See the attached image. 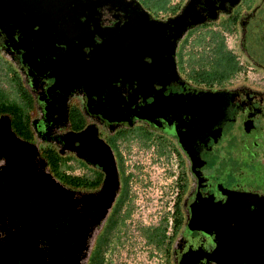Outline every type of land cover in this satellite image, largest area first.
<instances>
[{
  "label": "flooded vegetation",
  "instance_id": "1",
  "mask_svg": "<svg viewBox=\"0 0 264 264\" xmlns=\"http://www.w3.org/2000/svg\"><path fill=\"white\" fill-rule=\"evenodd\" d=\"M75 1H56L49 19L57 27L45 34L30 7L0 9V51L45 143L0 110V264H96L111 217H123L125 238L110 264H131L134 232L156 264H218L215 233L189 222L194 203L222 198L220 187L264 196V61L249 39L260 3L171 0L154 12L142 0ZM77 13L86 18L75 22ZM221 40L237 73L197 80L192 57L205 62ZM131 143L176 161L165 220L133 227Z\"/></svg>",
  "mask_w": 264,
  "mask_h": 264
},
{
  "label": "rangeland",
  "instance_id": "2",
  "mask_svg": "<svg viewBox=\"0 0 264 264\" xmlns=\"http://www.w3.org/2000/svg\"><path fill=\"white\" fill-rule=\"evenodd\" d=\"M252 0H250L251 2ZM254 1V0H253ZM260 3L262 7V14L264 12V0H255ZM248 2V0H245ZM156 12L155 10L151 9ZM260 18V20H261ZM251 39V44L255 46L256 51H259L261 62L264 61V53L255 45V39ZM197 63V64H196ZM192 64L202 65V62H197L192 57ZM15 73L14 78L12 75ZM19 73L15 72V66L7 59V57L0 51V110L5 113L15 112L17 119H15V127L26 135L27 131L33 134V142L39 143V139L35 136L33 129H31L30 122L36 117H29L30 96L27 89L20 84ZM192 78V77H191ZM21 79V78H20ZM76 99V98H75ZM16 118V117H15ZM38 125V124H37ZM29 129V130H28ZM104 136V135H103ZM49 144V143H48ZM39 145L45 146L44 142ZM113 148L116 149L115 143L112 141ZM176 161L172 156L159 157L156 152L150 148H143L131 143L128 146V169L131 164H134L135 179L132 182V194L134 197V225H148L157 222L160 218L165 220L170 216L169 206L170 201L175 193V176L177 168ZM123 218V217H122ZM122 218H112L107 223L105 229L101 232L98 243L93 249L92 260L96 264H110L113 250L118 248L125 236H121L119 229L125 226ZM116 223H115V222ZM115 223L114 230H109V225ZM118 227V228H117ZM117 229V230H115ZM134 232V231H133ZM121 233H124L123 231ZM139 232L132 233V245L130 246L131 264H156L154 259H146L147 247H142L139 242H142L139 237Z\"/></svg>",
  "mask_w": 264,
  "mask_h": 264
},
{
  "label": "water",
  "instance_id": "3",
  "mask_svg": "<svg viewBox=\"0 0 264 264\" xmlns=\"http://www.w3.org/2000/svg\"><path fill=\"white\" fill-rule=\"evenodd\" d=\"M56 1L0 0V9L16 4H20L17 6L19 10L26 6L30 7L33 16L36 15L37 18L39 16V20H41L39 23L41 25L40 29H43L41 31L45 34L47 31L54 32L51 29L56 24L52 25L49 18L53 16L51 12L52 6H58ZM81 1L86 2L85 0ZM71 4L72 6L74 5L73 3ZM76 4H79V0L75 1ZM64 6L66 7V5ZM188 7L189 4L186 6L185 11ZM184 12L172 20L180 18ZM73 17V20H76L75 22L77 23L78 20L82 21L83 17L86 18L84 14L80 13ZM211 17H215V14H212ZM199 22H201L200 18L189 22L177 35L181 36L186 27ZM65 24H68V28H71L73 23L69 21ZM0 25L4 26L2 23ZM23 28L25 30L30 29V32L33 31L31 25H26ZM137 29L138 26L136 24L132 31L136 33ZM139 31L142 33L141 29ZM253 38L255 39V45L264 53V12L261 20L254 28ZM220 192L222 198L218 200H215L214 196L211 195L199 198L194 203L189 227L200 229L205 233H215L216 247L212 255L218 264H264V196L257 192L232 190L222 187H220Z\"/></svg>",
  "mask_w": 264,
  "mask_h": 264
},
{
  "label": "trees",
  "instance_id": "4",
  "mask_svg": "<svg viewBox=\"0 0 264 264\" xmlns=\"http://www.w3.org/2000/svg\"><path fill=\"white\" fill-rule=\"evenodd\" d=\"M171 0H142L147 7L158 11L170 6ZM205 62L198 65L195 77L201 81H222L232 78L238 71V63L232 53L226 49L224 40L212 50L209 58L205 57ZM167 225V221H165Z\"/></svg>",
  "mask_w": 264,
  "mask_h": 264
},
{
  "label": "bare ground",
  "instance_id": "5",
  "mask_svg": "<svg viewBox=\"0 0 264 264\" xmlns=\"http://www.w3.org/2000/svg\"><path fill=\"white\" fill-rule=\"evenodd\" d=\"M134 26H135V24H132V25L130 26L129 29H130L131 32H133V31H132V28H133Z\"/></svg>",
  "mask_w": 264,
  "mask_h": 264
}]
</instances>
